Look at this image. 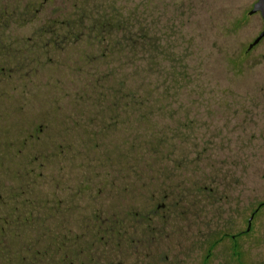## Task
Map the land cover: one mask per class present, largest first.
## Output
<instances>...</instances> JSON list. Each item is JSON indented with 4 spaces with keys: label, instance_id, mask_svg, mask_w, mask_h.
Returning <instances> with one entry per match:
<instances>
[{
    "label": "rangeland",
    "instance_id": "1",
    "mask_svg": "<svg viewBox=\"0 0 264 264\" xmlns=\"http://www.w3.org/2000/svg\"><path fill=\"white\" fill-rule=\"evenodd\" d=\"M257 1L3 0L5 264H65L68 237L86 264H237L264 202ZM238 244L264 264V207Z\"/></svg>",
    "mask_w": 264,
    "mask_h": 264
},
{
    "label": "flooded vegetation",
    "instance_id": "2",
    "mask_svg": "<svg viewBox=\"0 0 264 264\" xmlns=\"http://www.w3.org/2000/svg\"><path fill=\"white\" fill-rule=\"evenodd\" d=\"M45 1H47V0H45ZM16 14H17L16 9H13L12 11H10L7 7H5V3L3 2V0H0V37L3 34L2 28H3L4 22H9ZM4 58H5L4 42L3 41H0V82L3 81V80H5V79H9L10 80V78L13 76L14 71H15V69H9L8 70L7 67L4 66V61H5ZM0 197H2V194L0 195ZM260 210L261 209H255L253 211L252 216L248 220L249 225H248V227H247L246 230H248V231L251 230L252 220L254 219L255 215ZM99 225H101V223H99ZM115 225H116V222H112L110 224L109 223L106 224V222H105V226L107 227V230H108L109 239H111V237L115 239ZM4 229H5V227H0V232H1V234H0V240L2 241L1 243L3 244V246L6 245V248H10L11 246H10L9 243L4 245V241L7 240V237L4 236V234L1 231V230H4ZM15 229H16L17 232L19 231V228L18 227H10L8 229V231L11 232V230H13V232H14ZM246 230H240L237 233L233 234V235H236V245H237V248H236V255L234 257L236 258L237 264H244L243 263V255H242V253L240 251L238 242L241 239V237L245 235ZM17 232H16V239L19 236V232L18 233ZM113 235H114V237H113ZM49 238H48V240H50ZM46 239H47V237H46ZM69 240L70 239L68 237L67 244L64 247V261H65V264H86L85 263V260L83 259L82 254L78 255V258L76 257V260H73L75 258H74V255L72 254L71 247L69 245ZM33 241H34V239H33ZM110 241H112V239ZM49 242L47 241V244L46 245H48ZM98 242H100V239H98ZM114 245L115 244L113 243V247H114ZM4 248H2L1 249V252H0V264H5V261H8V255L9 254H7V256H5V258L3 256V254L5 252ZM49 248L50 247H48V246L44 248L45 254L49 253V251H50ZM209 248H210L209 251L205 255V262H204V264H208L209 263V260H210V258L212 256V254H211L212 244L209 246ZM35 253H36V251H35ZM39 253L40 254H43L41 250H40ZM82 253H83V251H82ZM233 253H234V249H233ZM233 253H232V255H234ZM169 258H170V256H168L167 259H165V261H152V260H147L148 262H146V264H167L168 263L167 260ZM24 259L26 260V257H24ZM35 260H36V257L34 258V255H33L32 260H30V263L29 264H36ZM172 262H173V264H175V261H172ZM6 264H9V263H6ZM47 264H51V262L50 263L48 262ZM113 264H116V263H113Z\"/></svg>",
    "mask_w": 264,
    "mask_h": 264
},
{
    "label": "water",
    "instance_id": "3",
    "mask_svg": "<svg viewBox=\"0 0 264 264\" xmlns=\"http://www.w3.org/2000/svg\"><path fill=\"white\" fill-rule=\"evenodd\" d=\"M253 13H260L264 21V0H258L254 4L251 14ZM263 37H264V27H263V31L260 33L258 38L255 40V43L259 42Z\"/></svg>",
    "mask_w": 264,
    "mask_h": 264
},
{
    "label": "trees",
    "instance_id": "4",
    "mask_svg": "<svg viewBox=\"0 0 264 264\" xmlns=\"http://www.w3.org/2000/svg\"><path fill=\"white\" fill-rule=\"evenodd\" d=\"M262 207H264V202L263 203H260L259 204V207H258V209H261ZM250 231H248V230H246V232H245V234H248ZM230 235V233H224V235L222 236V237H227V236H229ZM229 238L232 240V243H233V249H234V256L236 255V248H237V245H236V235H233V234H231L230 236H229Z\"/></svg>",
    "mask_w": 264,
    "mask_h": 264
}]
</instances>
